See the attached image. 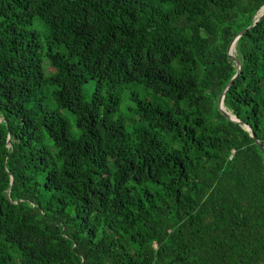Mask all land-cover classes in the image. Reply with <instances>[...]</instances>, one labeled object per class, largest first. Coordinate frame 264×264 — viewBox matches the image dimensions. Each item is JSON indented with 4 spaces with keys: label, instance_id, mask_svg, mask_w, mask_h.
<instances>
[{
    "label": "trees",
    "instance_id": "obj_1",
    "mask_svg": "<svg viewBox=\"0 0 264 264\" xmlns=\"http://www.w3.org/2000/svg\"><path fill=\"white\" fill-rule=\"evenodd\" d=\"M263 6L0 0V264H264Z\"/></svg>",
    "mask_w": 264,
    "mask_h": 264
},
{
    "label": "water",
    "instance_id": "obj_2",
    "mask_svg": "<svg viewBox=\"0 0 264 264\" xmlns=\"http://www.w3.org/2000/svg\"><path fill=\"white\" fill-rule=\"evenodd\" d=\"M264 18V6L255 14L254 19L252 24L245 29L244 31L240 32L237 36H235L233 38V40L230 42V44L227 47L226 53L227 56L235 63L236 68H237V73L235 74V76L233 77V79L227 84V86L225 87V89L223 90L219 102H218V109L219 111L230 121L236 122L238 123L239 121L232 116L230 113H228L224 106H223V100H224V96L225 93L227 91V89L232 85L233 81L238 77L241 65L239 63V61L235 58L234 56V51H235V44L238 41V39L244 34L246 33L249 29L253 28L260 20H262ZM245 128L248 132H250V135L252 136V138L254 139L255 143L259 146L260 150L263 153L264 156V147L260 144V142L256 139V137L254 136V134L251 132V129L249 126L245 125Z\"/></svg>",
    "mask_w": 264,
    "mask_h": 264
},
{
    "label": "rangeland",
    "instance_id": "obj_3",
    "mask_svg": "<svg viewBox=\"0 0 264 264\" xmlns=\"http://www.w3.org/2000/svg\"><path fill=\"white\" fill-rule=\"evenodd\" d=\"M55 51H59V52H62L64 53L65 50L60 47V46H57L55 45L54 48H53ZM43 68L45 70V73L46 74H51L53 73V70L48 66V62L47 60L43 59ZM94 91V82L93 81H90L88 82L87 84H85L82 88V94L84 96V98L86 100H88L92 94V92ZM115 93H117L121 99V104H120V107H119V110L117 112V115L118 116H127V110H128V107L131 106V102H130V96H131V93L132 92H136L138 94H142L143 91L141 90H138L137 88L135 87H121V88H115L113 90ZM49 105L51 107H53L54 105L51 104V102H48ZM61 113L66 116L67 118L70 117V115L62 110ZM70 120L72 121V119L70 118Z\"/></svg>",
    "mask_w": 264,
    "mask_h": 264
}]
</instances>
